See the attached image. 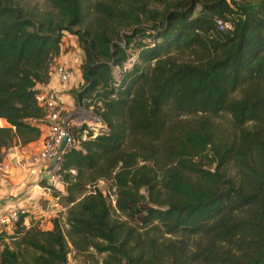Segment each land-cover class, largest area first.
<instances>
[{
  "label": "trees",
  "instance_id": "1",
  "mask_svg": "<svg viewBox=\"0 0 264 264\" xmlns=\"http://www.w3.org/2000/svg\"><path fill=\"white\" fill-rule=\"evenodd\" d=\"M43 1L0 0V162L39 138L34 95L64 35L83 55L69 93L104 129L61 152L66 230L21 214L0 264H64L70 247L102 264H264V0Z\"/></svg>",
  "mask_w": 264,
  "mask_h": 264
},
{
  "label": "built area",
  "instance_id": "2",
  "mask_svg": "<svg viewBox=\"0 0 264 264\" xmlns=\"http://www.w3.org/2000/svg\"><path fill=\"white\" fill-rule=\"evenodd\" d=\"M218 29L229 28V23L216 20ZM132 58H127L121 65V70L128 67ZM119 68L113 69L114 77L118 76ZM52 81V83H51ZM72 81V68L67 65L55 64L49 68V80L44 87L34 95L37 105L44 110L39 148L26 159H19V165H34L43 168L46 175L47 189L62 190V181L57 173L60 156L49 171H45L48 162L55 155L60 140L65 138V148H77L81 141L93 137L104 129V123L96 114L92 105L76 103L68 93ZM64 148V149H65ZM8 167L0 163V173H7ZM111 205L114 196L109 195ZM21 214L27 215L24 207L16 206L7 211L0 212V230L9 229L18 220Z\"/></svg>",
  "mask_w": 264,
  "mask_h": 264
},
{
  "label": "rangeland",
  "instance_id": "3",
  "mask_svg": "<svg viewBox=\"0 0 264 264\" xmlns=\"http://www.w3.org/2000/svg\"><path fill=\"white\" fill-rule=\"evenodd\" d=\"M34 4L38 6L39 9L46 10L47 4L43 0H32ZM71 37L69 35H64L63 37ZM62 37V38H63ZM68 37L66 38L63 46L61 39L60 41V50L58 54L55 57H52L50 67L55 64H62V65H69L74 64V67L72 68V80L79 79V65L83 59V55L81 52V49L78 47L77 42L73 37V40L68 42ZM177 57H185L186 54L183 53H177ZM79 61V62H77ZM69 93V92H68ZM70 96H72V93H70ZM195 119V115H187L181 118V120H185L190 122L191 120ZM213 123L216 125V127L222 128L225 130V132L228 134L232 132L230 124H229V118L226 115H221L218 118H213ZM1 125L4 123L1 121ZM40 126V134L44 129V125L42 123H39ZM23 168L28 169L29 171L34 170V165H22ZM96 187H98L103 193H106V191L111 192V182L110 180L107 181H98L95 183ZM45 187V188H44ZM43 187L44 190L40 189L35 194V197H31L32 203L26 204L24 208L27 211V214L29 216L30 222L29 225H26L25 228L28 227H36L41 230H45V227L51 228V221L53 218H57L59 220V223L61 225V228L63 231L66 230V224L64 223V206L60 203V199L57 197H54L51 195V190L47 189L46 183ZM61 190V186H58ZM43 192L48 193L49 198H45ZM113 196V195H112ZM52 197V198H51ZM23 205V204H22ZM36 209H42L41 211H36ZM38 216L36 217L37 213ZM7 235L12 234L10 228L4 230ZM15 240V238H10L8 236H4L3 242L7 243L10 248L14 247L12 242ZM89 252L93 254V258H90L86 252H75L71 247L69 248V252L66 255V261L64 264H102L101 260L103 257V254H96L93 250L89 249Z\"/></svg>",
  "mask_w": 264,
  "mask_h": 264
},
{
  "label": "crops",
  "instance_id": "4",
  "mask_svg": "<svg viewBox=\"0 0 264 264\" xmlns=\"http://www.w3.org/2000/svg\"><path fill=\"white\" fill-rule=\"evenodd\" d=\"M67 37L62 38V46ZM71 37H68V42L73 40ZM74 64L67 66L73 68ZM77 87L78 79L72 80L70 89ZM40 138L41 135L36 141L26 145H20L18 141H15L11 146L5 149L3 154L4 156L0 163L8 167V172L0 173V212L7 211L8 209H12L16 206L24 207L26 204L32 203L31 197H35V194L38 192L39 188L44 190L43 187L46 183V175L42 167H35L34 170L29 171L28 169H25L21 165L17 164L19 159H26L39 148ZM41 181L44 182L42 183ZM43 194L45 198H49L48 193L43 192ZM41 210L42 209H36V211ZM38 216L41 215H38L37 213L36 217ZM29 222L30 219L27 214L24 217L22 223L24 226H26L29 225ZM46 229H50V227L46 226L45 230Z\"/></svg>",
  "mask_w": 264,
  "mask_h": 264
},
{
  "label": "water",
  "instance_id": "5",
  "mask_svg": "<svg viewBox=\"0 0 264 264\" xmlns=\"http://www.w3.org/2000/svg\"><path fill=\"white\" fill-rule=\"evenodd\" d=\"M64 148H65V138L63 137L58 144V148L55 155L52 157V159L48 162L47 166L45 167V171H49L51 169V167L56 162V158L61 155V152L64 150Z\"/></svg>",
  "mask_w": 264,
  "mask_h": 264
}]
</instances>
